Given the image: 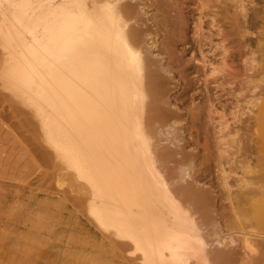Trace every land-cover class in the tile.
<instances>
[{"label": "bare ground", "instance_id": "obj_1", "mask_svg": "<svg viewBox=\"0 0 264 264\" xmlns=\"http://www.w3.org/2000/svg\"><path fill=\"white\" fill-rule=\"evenodd\" d=\"M119 1L0 0L2 87L32 111L97 226L130 250L124 264H263L264 234L225 233L241 209L219 210L179 184L188 167L178 165L176 180L164 173L173 157L156 140L171 118L165 70L146 46L140 4Z\"/></svg>", "mask_w": 264, "mask_h": 264}, {"label": "rangeland", "instance_id": "obj_2", "mask_svg": "<svg viewBox=\"0 0 264 264\" xmlns=\"http://www.w3.org/2000/svg\"><path fill=\"white\" fill-rule=\"evenodd\" d=\"M136 1L149 28L146 46L165 70L161 92L172 129L162 124L156 140L173 157L164 173L175 177L178 165L188 167L179 184L214 197L219 210L241 209L225 232L234 239L264 234V0ZM125 20L134 27L135 16ZM65 171L32 111L0 82V264L132 258L97 226L88 196Z\"/></svg>", "mask_w": 264, "mask_h": 264}]
</instances>
